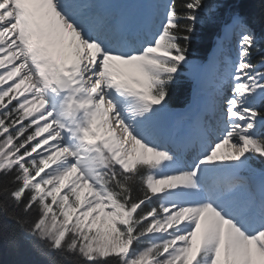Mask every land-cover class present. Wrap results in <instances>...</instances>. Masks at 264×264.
I'll return each mask as SVG.
<instances>
[{
	"label": "snow or ice",
	"instance_id": "obj_1",
	"mask_svg": "<svg viewBox=\"0 0 264 264\" xmlns=\"http://www.w3.org/2000/svg\"><path fill=\"white\" fill-rule=\"evenodd\" d=\"M205 27L214 55L195 66ZM209 66L211 93L168 126L173 85ZM4 240L44 264H264V15L0 0Z\"/></svg>",
	"mask_w": 264,
	"mask_h": 264
},
{
	"label": "trees",
	"instance_id": "obj_2",
	"mask_svg": "<svg viewBox=\"0 0 264 264\" xmlns=\"http://www.w3.org/2000/svg\"><path fill=\"white\" fill-rule=\"evenodd\" d=\"M242 12L259 19L264 15V3L261 0H234ZM215 28L205 27L201 29L199 38L191 46L189 59L202 61L205 59L214 44ZM193 68H186L179 80L173 85L169 108H180L190 100L194 86ZM0 264H44V261L37 254L31 252L28 246L20 241L13 244L8 240L0 243Z\"/></svg>",
	"mask_w": 264,
	"mask_h": 264
},
{
	"label": "bare ground",
	"instance_id": "obj_3",
	"mask_svg": "<svg viewBox=\"0 0 264 264\" xmlns=\"http://www.w3.org/2000/svg\"><path fill=\"white\" fill-rule=\"evenodd\" d=\"M234 46V45H233ZM213 85H214V75H213V71H212V68L211 66H209L205 72H204V78H203V81L201 83V88H200V93L196 94V95H193V98H192V101L191 103L188 105V107L186 109H184V113H182V116H186L188 117V115L190 114L191 110L193 109L196 101H197V98L198 96L201 94V93H204V94H210L211 91H212V88H213ZM196 93V92H195ZM194 93V94H195ZM181 114V113H179ZM186 120H183L182 124L180 125L179 123L176 125L174 122V115L173 113L170 115V117H168L166 120H165V123L170 126V127H174V128H177V127H183V124L185 123L186 124ZM184 124V125H185Z\"/></svg>",
	"mask_w": 264,
	"mask_h": 264
},
{
	"label": "rangeland",
	"instance_id": "obj_4",
	"mask_svg": "<svg viewBox=\"0 0 264 264\" xmlns=\"http://www.w3.org/2000/svg\"><path fill=\"white\" fill-rule=\"evenodd\" d=\"M204 72L205 71H202V70H199V73H198V75H197V77H196V79H197V82H198V87L196 88V90L198 89V88H201V79H200V77L201 76H204ZM198 93H200V90H198L194 95H196V94H198ZM168 117H170V114L168 113L166 116H165V120L168 118ZM185 119H187V117L185 118ZM184 118H183V120H185ZM183 120H182V122H183ZM182 122L180 123V125L182 124ZM185 124V123H184ZM184 124H183V126H184Z\"/></svg>",
	"mask_w": 264,
	"mask_h": 264
}]
</instances>
